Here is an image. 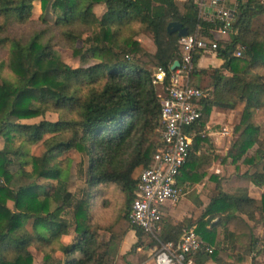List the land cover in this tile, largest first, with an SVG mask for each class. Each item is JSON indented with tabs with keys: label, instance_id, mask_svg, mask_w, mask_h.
<instances>
[{
	"label": "trees",
	"instance_id": "16d2710c",
	"mask_svg": "<svg viewBox=\"0 0 264 264\" xmlns=\"http://www.w3.org/2000/svg\"><path fill=\"white\" fill-rule=\"evenodd\" d=\"M34 1L0 0V52L5 54L0 59V264H34L32 250L42 255L41 264H116L129 231L138 238L133 250L144 246L146 234L131 225L129 216L138 185L134 174L149 168L161 147L163 98L155 73L166 71L165 90L172 66L181 59L180 37L167 28L176 22L188 35L208 39L222 24L203 20L194 0H186L182 9L176 0H39V28L28 38L12 35L13 28L32 24ZM236 2L227 6L235 15L229 40L219 42L216 51L224 65L211 70L202 118L185 130L193 143L177 179L182 194L188 181H199L192 178L197 175L191 154L199 142L208 141L203 131L211 110H235L240 104L238 138L228 158L235 180L264 188V0ZM144 32L152 35L154 54L137 40ZM59 47L83 59L91 56L94 64L72 68L57 53ZM49 115L57 119L47 120ZM38 145L41 155L32 153ZM70 152L86 160L77 165L85 199L69 190L73 161L65 155ZM220 183L195 227L213 252H198L193 263L255 264L264 256V196L256 200L247 187L228 180L229 191ZM112 189L124 201L104 228L94 221L93 201ZM190 226L165 233L163 222L160 239L177 244ZM71 231L75 237L65 244ZM104 231L108 239L102 238Z\"/></svg>",
	"mask_w": 264,
	"mask_h": 264
},
{
	"label": "built area",
	"instance_id": "2783aa9c",
	"mask_svg": "<svg viewBox=\"0 0 264 264\" xmlns=\"http://www.w3.org/2000/svg\"><path fill=\"white\" fill-rule=\"evenodd\" d=\"M227 0H212L216 17L222 26L213 30L210 38L199 34L180 37V66L173 71L170 85L164 90L161 102V123L158 138L161 147L153 156L152 165L141 171L138 181L136 200L132 204L130 223L141 229L146 235L152 236L160 245L155 261L156 264H193L192 256L205 249L212 253L199 238L194 229L184 233L180 241L162 242L163 210L167 205L177 204L182 196L177 179L182 167L190 158L191 136L185 130L199 122L202 118L201 100L205 91L190 84V76L194 71L195 56L216 52L218 38L229 35L235 15L234 11L225 5ZM241 56V53L236 55ZM155 83L163 85L167 73L159 68L155 73Z\"/></svg>",
	"mask_w": 264,
	"mask_h": 264
},
{
	"label": "crops",
	"instance_id": "0c3cea01",
	"mask_svg": "<svg viewBox=\"0 0 264 264\" xmlns=\"http://www.w3.org/2000/svg\"><path fill=\"white\" fill-rule=\"evenodd\" d=\"M194 1L199 7L200 17L205 21L213 22L216 17V12L214 7L211 6L212 0ZM176 2L179 8L182 9L186 0H176ZM235 2L236 0H227L225 1V5L228 6ZM212 31L213 30H211L210 33ZM228 40L229 35H222L218 38V42H226ZM223 65L224 61L217 56L216 52L199 55L194 64V71L190 76V84L205 91H210L213 83L210 72L214 69H221ZM204 71H207V74H205ZM223 73L227 77L230 76L226 71ZM243 107L244 106L240 104L235 110H222L217 107L211 110L203 131L208 141L199 142L197 148L191 154V159L195 163L194 173L197 175L192 178H199V181L192 185L191 182L188 181L182 188L183 194L180 201L177 203L179 207L175 204L167 205L164 208L163 217L165 221V233L175 227H182L185 230L189 225H192L190 229L195 230L198 219L205 212L210 203V199L215 194L218 182H221L220 184L224 190H227L226 187H229V189L232 187L228 184V180L235 187H247L250 197L256 200H260L264 196V188L256 187L248 181L235 180L236 176L234 175L236 168L232 164V160L228 158L229 151L238 138V135L235 134V128L241 123ZM192 143L193 140L191 137V144ZM138 171L139 170H137L135 174H137ZM244 171H242L241 174H243ZM255 192H260V196H255ZM145 237H148V235ZM144 239L142 240V244ZM221 239L222 236L220 235L219 240ZM137 242L138 238L135 232L129 231L120 247L119 261L125 259L127 262H130L129 264H156L151 258V245L147 247V250L140 249L136 252H131V249ZM129 253L134 254L129 255ZM118 264L121 263L118 262ZM208 264L216 263L210 262Z\"/></svg>",
	"mask_w": 264,
	"mask_h": 264
},
{
	"label": "rangeland",
	"instance_id": "374dc122",
	"mask_svg": "<svg viewBox=\"0 0 264 264\" xmlns=\"http://www.w3.org/2000/svg\"><path fill=\"white\" fill-rule=\"evenodd\" d=\"M236 3L237 2H235L234 5H236ZM96 12L99 15L102 14L103 8L97 7ZM42 13L43 12L41 10L40 1L35 0L33 3V11H32L33 22H32V24L24 26V27L13 28L12 32H11L12 35L28 38L30 35H32V33L36 29L39 28V24H37L36 22L39 20ZM49 13H50L49 19L53 22L55 20V16L52 14L51 11H49ZM87 37H88V34L85 33L83 39H86ZM137 40L141 43L142 47L145 49V51L147 53H149V54L155 53L156 48H155L151 34L144 32L143 34L138 36ZM81 47H82V43H79L77 48H81ZM57 53L61 56L64 63H66L67 65H69L75 69L80 68V67H87V66H90L91 64H94V60L91 59V56L83 59L80 55H75V52L72 49L59 47V48H57ZM238 53H241L240 50L237 51L235 55H237ZM4 57H5V54L0 52V59H3ZM148 68H150V66H148ZM157 90H158V93L160 94V96L164 97V89H163L162 85L158 84ZM56 119L57 118L55 115L47 116V120L55 121ZM40 121H41V119H37V120H33V121H27L24 123L33 124V123H39ZM260 124L264 128V120H261ZM3 148H4L3 141L0 140V149H3ZM32 153L35 155H41L43 153V149H42L41 145L33 147ZM65 157H70L73 161L72 169H71L72 174H71V178H70L69 190L71 193L75 194V196L78 199H81V198L85 199L86 193H87L85 179L81 178V175H79L77 172L78 163H80V161L82 159L85 160V157L83 155L77 153V152H70L67 155H65ZM140 171L141 170L139 169L138 173L135 174V176H134L135 178L138 177V174ZM226 189L230 191L229 187H226ZM260 194H261L260 192L254 193L255 196H260ZM105 199L107 200V204L104 206L103 202L105 201ZM123 201L124 200L122 199V196L118 192H115V190H113V189L106 196H102L98 200L97 199L94 200L93 202L95 203V206H94V214H95L94 215V217H95L94 221H95V223L98 226H102L104 228L109 227L114 222L116 217L118 216V211L121 208ZM177 206H178V204H177ZM163 222H165V221H163ZM121 231H122V229L120 228L117 233L119 234V232H121ZM101 236L104 239L109 238V235L105 231L101 232ZM74 237H75V233L71 231V233L68 236L64 237V243H70ZM143 245H144L143 247H139L136 250H133V248H132L131 252H136L137 250H140V249L147 250V247L149 245H151L152 246L151 253H150L151 258H152V260H154V263H156L155 256H156L158 249L160 248V245L154 240V238L152 236H149V235H148V237H145ZM225 247L228 248V250H227V252H228L230 249V245L225 244ZM32 253L34 256V264H41L42 259H43L42 255L40 253H37L34 250H32ZM229 253H231V252H229ZM133 254L134 253H129V255H133ZM224 257H226V253L224 254ZM253 257H255L254 253H253ZM118 262H120L121 264H129L130 263V262H127L125 259H121L119 261V256H118L116 264H118ZM251 264H254V263L251 262ZM255 264H264V256L256 257Z\"/></svg>",
	"mask_w": 264,
	"mask_h": 264
},
{
	"label": "water",
	"instance_id": "95a60500",
	"mask_svg": "<svg viewBox=\"0 0 264 264\" xmlns=\"http://www.w3.org/2000/svg\"><path fill=\"white\" fill-rule=\"evenodd\" d=\"M167 31L170 35L177 34L179 37L188 36L187 29L183 28L181 24L176 22L169 24ZM179 66H180V62L176 61L172 66V70L175 71Z\"/></svg>",
	"mask_w": 264,
	"mask_h": 264
}]
</instances>
